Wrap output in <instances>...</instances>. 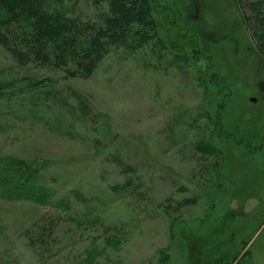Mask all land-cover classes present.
Segmentation results:
<instances>
[{
    "label": "rangeland",
    "instance_id": "rangeland-1",
    "mask_svg": "<svg viewBox=\"0 0 264 264\" xmlns=\"http://www.w3.org/2000/svg\"><path fill=\"white\" fill-rule=\"evenodd\" d=\"M251 1L151 0L155 38L86 78L0 46V264H264ZM20 161L46 201L14 182Z\"/></svg>",
    "mask_w": 264,
    "mask_h": 264
},
{
    "label": "trees",
    "instance_id": "trees-1",
    "mask_svg": "<svg viewBox=\"0 0 264 264\" xmlns=\"http://www.w3.org/2000/svg\"><path fill=\"white\" fill-rule=\"evenodd\" d=\"M84 1L98 9L94 17H74L70 0H0V46L19 65L50 66L65 77L86 78L112 50L140 49L157 35L151 0ZM250 6L251 36L264 40V0ZM14 165V182L46 201L44 188L30 181L35 171L22 161Z\"/></svg>",
    "mask_w": 264,
    "mask_h": 264
}]
</instances>
